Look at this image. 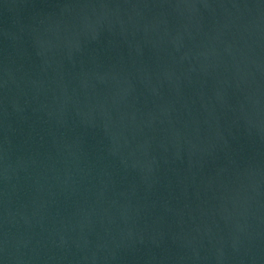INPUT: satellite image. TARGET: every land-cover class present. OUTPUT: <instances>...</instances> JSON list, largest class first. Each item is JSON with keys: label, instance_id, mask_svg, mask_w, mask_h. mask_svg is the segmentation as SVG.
I'll list each match as a JSON object with an SVG mask.
<instances>
[{"label": "water", "instance_id": "water-1", "mask_svg": "<svg viewBox=\"0 0 264 264\" xmlns=\"http://www.w3.org/2000/svg\"><path fill=\"white\" fill-rule=\"evenodd\" d=\"M0 264H264V0H0Z\"/></svg>", "mask_w": 264, "mask_h": 264}]
</instances>
